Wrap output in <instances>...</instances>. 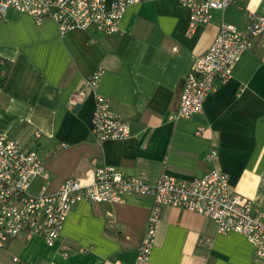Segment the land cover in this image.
Masks as SVG:
<instances>
[{
  "label": "crops",
  "instance_id": "obj_1",
  "mask_svg": "<svg viewBox=\"0 0 264 264\" xmlns=\"http://www.w3.org/2000/svg\"><path fill=\"white\" fill-rule=\"evenodd\" d=\"M251 14L264 17V0H236L188 35L189 13L179 0H140L126 9L119 33L108 36L94 27L60 34L52 20L37 24L9 10L0 22V60L9 66L0 87V134L38 152L47 178L35 179L30 193H54L93 166L149 183L217 169L232 192L264 210V36L251 40L200 114L175 118L193 60L210 48L222 22L245 31ZM97 69L104 72L97 93L129 124L125 140L98 143L91 134L95 96L85 84ZM80 90L85 97L74 107ZM151 207V198L139 196L119 205L82 202L53 246L21 235L0 251V264L13 257L23 264H133ZM147 264L264 262L243 236L221 235L209 219L164 207Z\"/></svg>",
  "mask_w": 264,
  "mask_h": 264
},
{
  "label": "built area",
  "instance_id": "obj_2",
  "mask_svg": "<svg viewBox=\"0 0 264 264\" xmlns=\"http://www.w3.org/2000/svg\"><path fill=\"white\" fill-rule=\"evenodd\" d=\"M188 10V35L208 24L214 12H224L236 0H179ZM140 0H0V22L9 10L30 16L37 24L52 20L60 34L94 27L111 36L119 33V23L128 7ZM264 36V17L251 14L245 31L222 22L210 48L193 60L180 93L176 119L200 114L217 82L227 81L241 55L252 46V39ZM104 72L95 70L86 80L94 93L95 106L90 131L96 142L125 140L130 135L128 122L115 115L109 101L97 93ZM83 90L73 95L78 106ZM201 129L195 135L199 136ZM39 139L40 134L36 133ZM216 152L211 150L209 158ZM95 161H93V165ZM38 177L47 178L43 162L35 149L0 134V251L17 237L38 236L49 247L58 239L72 208L82 202L119 205L129 197L152 199L144 234L133 264H147L153 248L161 210L176 208L211 220L221 235L236 233L252 245L256 261L264 262V210H256L246 198L232 192L228 176L212 169L201 178L191 180L161 175L155 182L124 176L110 166H93L83 179L64 182L56 192L43 187L38 193L30 188ZM11 264H23L13 257ZM114 264H120L115 262Z\"/></svg>",
  "mask_w": 264,
  "mask_h": 264
},
{
  "label": "trees",
  "instance_id": "obj_3",
  "mask_svg": "<svg viewBox=\"0 0 264 264\" xmlns=\"http://www.w3.org/2000/svg\"><path fill=\"white\" fill-rule=\"evenodd\" d=\"M2 63V64H1ZM1 67H3V71L1 72ZM8 64L7 63H3L1 60H0V75H2V77L0 78V87L3 85L5 79H6V76L8 74Z\"/></svg>",
  "mask_w": 264,
  "mask_h": 264
}]
</instances>
